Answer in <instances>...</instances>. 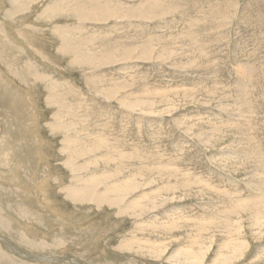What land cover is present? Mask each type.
Segmentation results:
<instances>
[{"label":"rangeland","instance_id":"obj_1","mask_svg":"<svg viewBox=\"0 0 264 264\" xmlns=\"http://www.w3.org/2000/svg\"><path fill=\"white\" fill-rule=\"evenodd\" d=\"M263 132L264 0H0V264H264Z\"/></svg>","mask_w":264,"mask_h":264},{"label":"bare ground","instance_id":"obj_2","mask_svg":"<svg viewBox=\"0 0 264 264\" xmlns=\"http://www.w3.org/2000/svg\"><path fill=\"white\" fill-rule=\"evenodd\" d=\"M252 69V70H251ZM247 71H248V75H247V77H248V79H247V81H249L252 77H256V76H258L256 73L258 72H256V70L254 69V68H252V67H247ZM246 78V76L244 75L243 76V74L241 75V77H239V78H237V80L238 81H243L244 79ZM246 81V82H247ZM240 83V82H239ZM239 85H241V84H239ZM250 85V84H249ZM250 88V87H249ZM246 89V88H245ZM242 90H244V89H242ZM250 91H248V93H249ZM247 97V96H246ZM242 101L244 100V102H242L243 103V106H245L246 105V101H245V99H241ZM241 102V101H240ZM239 102V103H240ZM261 102V101H260ZM235 103V102H234ZM238 103V102H237ZM239 103L237 104L238 106L236 107V108H238V111H239ZM244 103H245V105H244ZM241 108H242V106H241ZM246 108V111L248 110V106H246L245 107ZM252 108V107H251ZM250 110L251 109H249V112H250ZM241 112V111H240ZM239 112V113H240ZM245 112V111H244ZM243 112V113H244ZM233 113V112H232ZM236 113V112H235ZM248 113V112H247ZM226 115V114H225ZM245 115H246V113H245ZM239 116H240V114H239ZM242 116V115H241ZM244 117V116H243ZM251 117V116H250ZM223 122V121H222ZM239 122V121H238ZM248 123V122H247ZM247 123H245V124H247ZM250 126V125H249ZM243 128V127H242ZM242 128H241V130H242ZM245 129L247 128V127H244ZM243 128V129H244ZM250 128V127H249ZM240 130V129H239ZM239 132H241V131H239ZM264 133V132H263ZM182 136V135H181ZM180 136V137H181ZM182 137H185V136H182ZM244 139V138H243ZM250 139V138H249ZM240 140V139H239ZM250 141H251V139H250ZM247 142H248V140H247ZM103 143V142H102ZM242 143V142H241ZM104 144V143H103ZM106 145V144H105ZM183 145V144H182ZM96 146V145H95ZM178 146V145H177ZM187 147H189V146H187ZM247 148V147H246ZM248 149V148H247ZM244 150V149H243ZM200 151V150H199ZM203 151V150H202ZM253 151V150H252ZM202 153V152H201ZM242 153V152H241ZM255 154V153H254ZM243 156V155H242ZM246 158V157H245ZM176 160V159H175ZM258 161H259V163L261 164L260 165V168L259 169H257V172H258V170L260 171V175L262 176V174H263V176H264V157L263 156H258ZM111 162V161H110ZM222 169V168H221ZM173 171V170H172ZM171 171V172H172ZM177 170H175L174 172H176ZM207 172V171H206ZM165 173H168V171L167 172H165ZM159 174H163V173H159ZM176 174H174L173 173V175L172 176H169V177H174ZM259 175V174H258ZM254 177H255V175H253ZM168 177V178H169ZM257 177V176H256ZM261 178V177H260ZM179 180V179H178ZM177 180V181H178ZM256 180H258V179H256ZM182 184H187L186 183V181H185V179H184V177L181 179V181H180ZM179 182V183H180ZM200 182V181H199ZM211 182V181H210ZM214 182V181H213ZM260 182V181H259ZM111 183H112V181H111ZM190 183V182H189ZM256 183V182H255ZM263 183V182H262ZM197 184V183H196ZM256 184H259L258 182L256 183ZM201 185V184H200ZM259 186H261V185H259ZM258 186V187H259ZM200 187V186H199ZM262 187V186H261ZM261 187L259 188V190L261 191L259 194L262 196V197H264V191H263V189H261ZM111 188V187H110ZM212 188V187H211ZM42 189V188H41ZM122 190V192H124V190L126 189V188H121ZM112 190V189H111ZM110 190V191H111ZM251 190V189H250ZM258 190V189H257ZM108 191V190H107ZM214 192H216V190L214 189L213 190ZM122 192H119V194L120 193H122ZM219 192H221V191H218L217 193H219ZM263 192V193H262ZM82 193V192H81ZM128 192H126V194H127ZM263 194V195H262ZM253 196H251V198L252 199H250V201H248V202H245L244 204H246L245 206L247 207V208H250V209H255V208H257V206L262 202V201H260V202H258V201H256V200H254L253 198H256V196L257 195H254V194H252ZM250 196V195H249ZM101 197H102V195H99L96 199H101ZM115 197H116V195H115ZM260 197V196H259ZM75 200L77 201V200H85V198L83 197V196H81V195H79V192H76V195H75ZM134 200V199H133ZM243 200V199H242ZM262 200V199H261ZM148 201V203L149 202H151V200H147ZM147 201H146V196L145 197H142L140 200H137L135 203H134V205H136V206H138V208H140V204L142 205L143 203H147ZM246 201V200H245ZM106 203V202H105ZM110 205H112L113 204V202L112 201H110V203H109ZM239 204V203H238ZM132 205V204H131ZM121 206V205H120ZM237 207H238V205H236ZM235 206V207H236ZM121 208V207H120ZM124 208V207H123ZM125 209V208H124ZM129 209V208H128ZM237 209H241V208H237ZM243 209V208H242ZM121 210V209H120ZM127 209H125V211H126ZM178 210V209H177ZM247 210V209H246ZM179 211V210H178ZM174 212L173 210H172V212H173V214H174V217H173V221L174 220H179V219H176L178 216H180L181 215V212ZM185 211V210H184ZM129 212V211H128ZM123 213H124V211H123ZM192 213V212H191ZM125 214V213H124ZM261 252H263L264 253V250H261ZM175 255V254H174ZM186 254L185 253H183V251L181 250H179L178 252H177V255H175V257L173 258V259H175L177 256H185ZM229 259L227 258V257H225V258H223V259H221L220 260V262L221 263H226L227 261H228ZM220 263V264H221Z\"/></svg>","mask_w":264,"mask_h":264}]
</instances>
